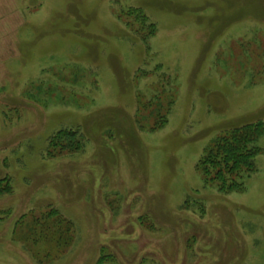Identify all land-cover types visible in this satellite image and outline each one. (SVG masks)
<instances>
[{"label": "rangeland", "instance_id": "rangeland-1", "mask_svg": "<svg viewBox=\"0 0 264 264\" xmlns=\"http://www.w3.org/2000/svg\"><path fill=\"white\" fill-rule=\"evenodd\" d=\"M131 8L156 27L146 45ZM162 77L174 103L150 131L139 106ZM255 117L264 0H0V264H264V135L242 191L196 167ZM59 227L66 246L39 239Z\"/></svg>", "mask_w": 264, "mask_h": 264}, {"label": "trees", "instance_id": "trees-1", "mask_svg": "<svg viewBox=\"0 0 264 264\" xmlns=\"http://www.w3.org/2000/svg\"><path fill=\"white\" fill-rule=\"evenodd\" d=\"M124 16L120 17L123 18L127 27V35L133 40H138L146 45L147 39L155 34L156 27L154 24L148 22L146 16L136 8L126 11ZM159 67L160 65L156 66V69ZM146 75V72L138 68L135 70L133 77L136 79ZM162 78L164 84L157 85L153 97L141 102L139 106L140 110H147L154 118L153 125L149 127L150 131L157 130L165 124L167 114L174 103L172 92L165 87L168 79L166 77ZM76 134L75 131H59L51 138L49 143H54L57 135L71 136L72 138ZM262 135H264V119L258 117L220 126L218 133L205 146L196 163L204 183H214L217 190L224 194L232 191H242L244 185L241 179L244 175L255 171V157L263 152L262 148L255 144L256 140ZM49 154L51 153L49 152ZM6 180H0V194L10 191L11 186L9 181L6 182ZM57 217L55 216V219L59 224L60 220ZM65 234L59 227L54 232L45 235L40 234L39 239L48 243L54 241L58 243L57 245L66 246L69 244L71 237Z\"/></svg>", "mask_w": 264, "mask_h": 264}]
</instances>
